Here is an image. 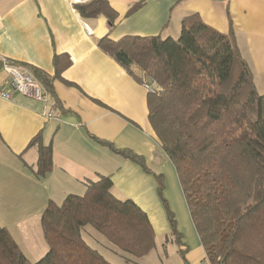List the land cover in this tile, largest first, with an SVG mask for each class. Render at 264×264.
<instances>
[{
  "label": "crops",
  "instance_id": "obj_1",
  "mask_svg": "<svg viewBox=\"0 0 264 264\" xmlns=\"http://www.w3.org/2000/svg\"><path fill=\"white\" fill-rule=\"evenodd\" d=\"M141 1L108 0L118 13L110 26L102 14L84 20L71 0H0V57L51 77L56 53L67 54L72 61L53 80L59 107L50 98L44 103L19 93L10 100L0 98V226L9 230L32 263L48 249L41 226L48 202L61 203L69 194H83L87 181L110 175L114 194L132 199L148 214L156 241L177 245L175 250L157 251L159 264H209L174 164L150 123L149 91L98 41L106 35L113 40L177 38L184 18L195 14L217 32L233 33L263 94L264 0H144L129 13ZM84 22L92 35L86 33ZM0 81L8 86L2 73ZM49 113L51 117L46 116ZM36 136L53 146V167L43 177L33 173L38 147L30 142ZM116 149L136 153L145 167ZM157 176H162L161 181ZM162 196L175 216L180 243L170 235ZM38 221L42 244L34 233ZM155 251L140 259L147 260Z\"/></svg>",
  "mask_w": 264,
  "mask_h": 264
},
{
  "label": "trees",
  "instance_id": "obj_2",
  "mask_svg": "<svg viewBox=\"0 0 264 264\" xmlns=\"http://www.w3.org/2000/svg\"><path fill=\"white\" fill-rule=\"evenodd\" d=\"M143 3L133 5L129 13ZM74 8L84 20L105 15L110 26L118 17L108 0L77 3ZM232 34L219 33L191 14L184 18L178 38L113 40L106 35L98 45L139 81L141 73L152 79L149 120L174 164L209 261L264 264V93L258 92ZM71 63L67 54L56 53L53 77L31 67L56 107L53 80ZM30 144L38 147L33 173L43 177L53 167V146L43 144L40 136ZM116 151L145 167L136 153ZM163 201L170 235L180 243L175 216ZM41 226L48 249L34 263L0 226V264H114L85 241L86 226L136 258L156 247L148 214L132 199L114 194L110 175L87 181L83 194H69L61 203L50 200L41 213Z\"/></svg>",
  "mask_w": 264,
  "mask_h": 264
},
{
  "label": "built area",
  "instance_id": "obj_3",
  "mask_svg": "<svg viewBox=\"0 0 264 264\" xmlns=\"http://www.w3.org/2000/svg\"><path fill=\"white\" fill-rule=\"evenodd\" d=\"M90 0H71L72 4L83 3ZM85 31L88 35H92L93 30L84 22ZM0 73L4 74L9 80L8 86L2 84L0 81V98L5 100L12 99L15 93L34 98L36 100L48 103L49 94L39 81L34 77L30 68L22 63H18L7 57H0ZM141 80L143 86L149 91H153L152 79L145 73H141ZM51 117L52 114H46ZM208 259V258H207ZM208 263L212 264L209 259Z\"/></svg>",
  "mask_w": 264,
  "mask_h": 264
},
{
  "label": "rangeland",
  "instance_id": "obj_4",
  "mask_svg": "<svg viewBox=\"0 0 264 264\" xmlns=\"http://www.w3.org/2000/svg\"><path fill=\"white\" fill-rule=\"evenodd\" d=\"M34 233L40 243H44V240L41 236V227L39 221L37 222V228L35 229ZM82 233L85 241L89 245L100 250V252H102L103 255L114 264H151L152 262L153 264H159L160 259L158 252L164 253V251L166 250H175L177 248V245L172 241L163 242L160 239H157L156 247L154 248L156 251L152 254V256H150V258L142 261L140 258H136L130 254L121 252L120 250L116 249L110 242L105 239L104 236H102L95 228L91 226L84 227ZM133 261L135 263H133Z\"/></svg>",
  "mask_w": 264,
  "mask_h": 264
}]
</instances>
